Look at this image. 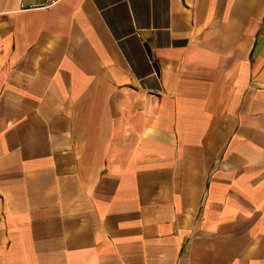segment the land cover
<instances>
[{"label":"crops","instance_id":"1","mask_svg":"<svg viewBox=\"0 0 264 264\" xmlns=\"http://www.w3.org/2000/svg\"><path fill=\"white\" fill-rule=\"evenodd\" d=\"M0 264H264V0H0Z\"/></svg>","mask_w":264,"mask_h":264}]
</instances>
